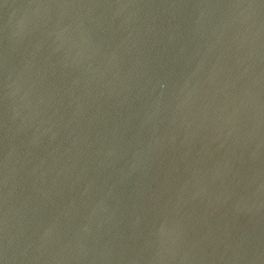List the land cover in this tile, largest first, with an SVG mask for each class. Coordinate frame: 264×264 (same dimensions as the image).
<instances>
[{
	"label": "water",
	"instance_id": "water-1",
	"mask_svg": "<svg viewBox=\"0 0 264 264\" xmlns=\"http://www.w3.org/2000/svg\"><path fill=\"white\" fill-rule=\"evenodd\" d=\"M0 264H264V0H0Z\"/></svg>",
	"mask_w": 264,
	"mask_h": 264
}]
</instances>
